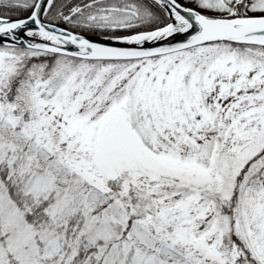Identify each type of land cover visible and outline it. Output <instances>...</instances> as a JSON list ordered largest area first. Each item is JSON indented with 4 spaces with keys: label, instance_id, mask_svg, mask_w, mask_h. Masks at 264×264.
<instances>
[{
    "label": "snow or ice",
    "instance_id": "1",
    "mask_svg": "<svg viewBox=\"0 0 264 264\" xmlns=\"http://www.w3.org/2000/svg\"><path fill=\"white\" fill-rule=\"evenodd\" d=\"M0 264H264V0H0Z\"/></svg>",
    "mask_w": 264,
    "mask_h": 264
}]
</instances>
